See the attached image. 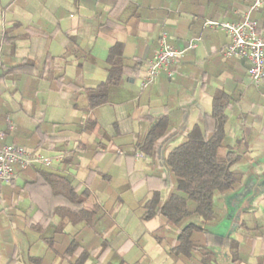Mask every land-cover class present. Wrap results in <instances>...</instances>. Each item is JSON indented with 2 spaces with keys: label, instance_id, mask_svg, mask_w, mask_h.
Here are the masks:
<instances>
[{
  "label": "crops",
  "instance_id": "crops-1",
  "mask_svg": "<svg viewBox=\"0 0 264 264\" xmlns=\"http://www.w3.org/2000/svg\"><path fill=\"white\" fill-rule=\"evenodd\" d=\"M253 1L0 0V145L50 161L0 183V264H200L198 253H168L175 231L161 217L140 216L155 192L166 197L161 158L193 127L212 132L218 93L229 99L220 154L238 158L241 181L215 197L217 217L194 241L211 253L205 264H264V80L254 86L245 60L223 58L229 38L218 26ZM250 18L264 32V6ZM162 34L185 52L143 87ZM116 44L129 71L89 110L86 92L106 81ZM163 116L171 135L153 159L140 149ZM44 174L87 197L53 194Z\"/></svg>",
  "mask_w": 264,
  "mask_h": 264
},
{
  "label": "trees",
  "instance_id": "trees-1",
  "mask_svg": "<svg viewBox=\"0 0 264 264\" xmlns=\"http://www.w3.org/2000/svg\"><path fill=\"white\" fill-rule=\"evenodd\" d=\"M121 60L122 45L116 44L110 48L106 59L109 67L106 81L86 92L89 110H95L107 102L108 87L121 84L122 76L129 71L120 65ZM228 100L223 93L214 96L211 113L214 127L208 136L195 126L187 131L182 143L161 158L167 172L164 185L166 197L162 198L159 192H155L141 207L142 221L161 217L175 231L169 254L190 258L191 253H198L200 264H205V257L211 256V253L201 252L194 236L204 234V227L216 219L215 197L236 190L241 181L240 174L232 170L238 158L231 152L220 154L225 141L224 109ZM170 133L167 117L158 118L146 134L140 151L154 159L156 154L162 153ZM44 178L53 194L62 195L71 202L82 203L88 195L86 191L77 194L70 183L58 176L44 174ZM80 214L90 218L84 213ZM154 237L160 241L157 234ZM84 259L85 256L79 264Z\"/></svg>",
  "mask_w": 264,
  "mask_h": 264
},
{
  "label": "built area",
  "instance_id": "built-area-1",
  "mask_svg": "<svg viewBox=\"0 0 264 264\" xmlns=\"http://www.w3.org/2000/svg\"><path fill=\"white\" fill-rule=\"evenodd\" d=\"M264 6V0H254L248 10L242 14L241 20L218 25L229 38V44L223 51V58L243 59L248 64V77L254 86H260L264 80V32L258 30L250 14ZM217 26V25H216ZM191 44L188 49H194ZM185 51L176 50L168 43L167 35L162 34L158 47L147 63L146 77L142 86H148L161 72L170 74V68L182 57ZM9 129L12 125L8 123ZM0 132V140L3 138ZM47 167L49 159L41 157L26 148L15 145H0V183L10 184L16 176V168L26 170L33 165Z\"/></svg>",
  "mask_w": 264,
  "mask_h": 264
}]
</instances>
